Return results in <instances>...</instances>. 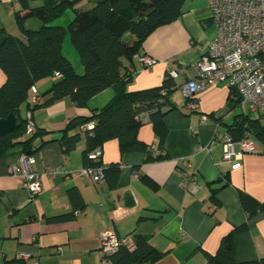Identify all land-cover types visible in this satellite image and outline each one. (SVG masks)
Returning a JSON list of instances; mask_svg holds the SVG:
<instances>
[{
	"label": "crops",
	"instance_id": "obj_1",
	"mask_svg": "<svg viewBox=\"0 0 264 264\" xmlns=\"http://www.w3.org/2000/svg\"><path fill=\"white\" fill-rule=\"evenodd\" d=\"M80 1L91 5L90 0ZM39 3L40 0L31 1L32 5ZM17 8L19 3L0 0V29L22 37L13 14ZM209 13L206 0H185L177 18L153 29L142 42L139 54L155 62L144 67L138 55L131 64L125 62L132 73L126 85L128 91L158 86L169 69L179 70L173 78L176 87L169 95L174 109L162 118L166 128L162 148L157 147L150 122H144L137 130L140 141L163 153L159 160H145L143 152L120 153L117 140L109 139L101 144L96 165L105 168V176L93 182L77 173L84 167L81 152L85 138L81 129L68 132H80V140L70 152L63 153L58 139L65 124L74 117L88 116L91 108L103 106L114 94L113 87L92 96L85 107L75 106L68 98L31 110L25 105L20 107V115L29 114L35 128L47 131L42 139L49 141L33 154V169L39 173L41 186L31 196L21 178L7 171L9 165L17 162L19 150L13 148L0 156V264H111L101 261L102 231L144 236L161 253L152 264H205L203 253H214L222 236L243 222L246 229L233 235L235 262L264 257V210L247 219L237 196L239 189L264 205L263 146L248 135L255 150L224 159L221 140L234 115L258 116L241 101L229 107L228 87L224 83L198 92L193 110L185 105L180 93L181 84L195 76L194 64L213 36ZM31 19L25 20L23 26L38 28L40 21L31 25ZM82 70L81 63L74 69L78 73ZM4 79L0 69V85ZM54 79L51 75L35 82L36 102L46 98L43 93ZM32 95L29 91L30 107L34 103ZM237 107L245 111L235 113ZM38 142L37 139L35 143ZM233 150L241 152L237 141ZM184 158L200 184L195 191L182 187L179 162ZM109 167L115 171L106 170ZM46 170L52 173L46 174ZM223 176L228 177L227 185L218 181ZM112 181L114 187L110 185ZM70 188L79 192L84 208L75 212L73 219L47 220L72 210L67 195ZM130 196L132 206L127 205ZM24 254L28 256L25 259L21 257Z\"/></svg>",
	"mask_w": 264,
	"mask_h": 264
},
{
	"label": "trees",
	"instance_id": "obj_2",
	"mask_svg": "<svg viewBox=\"0 0 264 264\" xmlns=\"http://www.w3.org/2000/svg\"><path fill=\"white\" fill-rule=\"evenodd\" d=\"M17 1L19 8L13 14L22 37L0 29V36H4L0 44V69L5 76L0 85V118L9 113L16 116L15 126L0 135V156L13 148L25 155H33L49 141L42 139L47 133L44 129L34 126L30 133L26 132L27 118L20 115L22 105L31 110L68 98L75 106L85 107L92 96L113 87L114 94L103 106L91 108L88 116L74 117L65 124L58 139L63 153L70 152L80 140V132H68L92 122L91 128L82 130L85 138V147L81 152L84 166L98 165V159L92 161L87 154L109 139L117 140L120 153L143 152L145 160L163 158L162 152L151 157L147 151L150 145L137 138V130L144 122H150L157 136V147L162 148L166 133L162 118L174 109L169 95L176 83L166 74L158 86L128 91L126 85L132 73L125 62L131 64L134 56L139 54L144 38L153 29L171 22L182 13L185 0H90L91 5L86 9L73 7L78 0H40L36 5L31 4L33 0ZM68 7L74 12L68 25L54 24L53 21ZM30 18L40 21L38 28L23 26L24 21ZM66 33L83 67L81 73L74 71L61 51ZM54 71L60 76L43 93L46 98L30 107L31 86L51 76ZM227 101L231 108L240 101L232 88H228ZM226 130L233 141L244 135L252 136L261 142L264 153V123L259 116L238 113L226 124ZM37 139L39 142L35 143ZM108 169L115 171L112 167ZM102 172L105 176V168ZM218 181H223L225 185L229 183L227 176L220 177ZM110 185L114 187L115 182H110ZM67 195L72 210L47 220L73 219L75 212L84 208L83 199L75 188L68 189ZM237 196L247 219L264 210L262 203L244 191L238 189ZM246 227V222L233 226L222 236L214 253L204 252L205 264H264V257L244 262H235L233 258V235ZM132 237L134 248L128 250L120 246L109 257L111 264H152L161 256L144 236L135 234Z\"/></svg>",
	"mask_w": 264,
	"mask_h": 264
},
{
	"label": "built area",
	"instance_id": "obj_3",
	"mask_svg": "<svg viewBox=\"0 0 264 264\" xmlns=\"http://www.w3.org/2000/svg\"><path fill=\"white\" fill-rule=\"evenodd\" d=\"M17 0H12L16 5ZM209 8V21L213 27V36L204 46L201 55L195 62V76L181 84L180 93L185 105L193 110L194 97L204 88L218 83H224L232 88L240 101L244 103L249 112L255 113L264 123V0H206ZM139 62L144 67L151 66L155 60L144 54H137ZM179 70L169 69L167 75L177 77ZM54 71L53 78L59 77ZM31 99L35 103L37 95L31 86ZM26 132L33 130L30 115L26 116ZM92 122L80 126L81 130L89 129ZM224 159L239 157L242 152H253L255 146L248 135L237 140L240 153L233 150L234 141L226 132L221 135ZM151 157L159 154L154 145L147 148ZM101 155L100 147L88 152L90 160H97ZM35 158L33 155L20 153L17 162L8 166V174L19 177L22 185L30 196L40 190L39 173L33 169ZM182 187L195 191L200 188L194 173L190 171V163L184 158L179 162ZM46 174L52 171L46 170ZM78 175L90 178L93 182L103 179L100 166L87 165L81 168ZM120 246L128 250L134 248L132 236H118L113 231L100 232L99 252L102 263L110 262L109 257ZM60 249V248H58ZM23 259L28 256L24 254Z\"/></svg>",
	"mask_w": 264,
	"mask_h": 264
},
{
	"label": "rangeland",
	"instance_id": "obj_4",
	"mask_svg": "<svg viewBox=\"0 0 264 264\" xmlns=\"http://www.w3.org/2000/svg\"><path fill=\"white\" fill-rule=\"evenodd\" d=\"M73 7L78 8V9H86L88 6L85 3H83L82 1L78 0L75 2ZM73 15H74V12H73L72 8L68 7L64 10L61 17L54 20L53 23L54 24H60L63 26H67L68 23L71 21ZM36 23H38V20L36 18H32L31 23H29V24L35 25ZM62 53L70 61L73 69L77 68L78 64H80L79 57H78L77 52L75 51L74 47L72 46V44L69 40L68 33H66L65 37L63 38ZM225 86H227V85L225 84ZM239 110L245 111V109L243 107H237L234 112L238 113ZM252 115H254V114H252ZM250 138L252 139L253 137H250Z\"/></svg>",
	"mask_w": 264,
	"mask_h": 264
},
{
	"label": "water",
	"instance_id": "obj_5",
	"mask_svg": "<svg viewBox=\"0 0 264 264\" xmlns=\"http://www.w3.org/2000/svg\"><path fill=\"white\" fill-rule=\"evenodd\" d=\"M4 40V36H0V44L2 43V41ZM16 123V116L13 113H9L7 114L5 117L0 118V135H2L3 133L10 131ZM125 194H128V192H126ZM133 198L130 196L128 197V202L127 205L128 206H132L133 205Z\"/></svg>",
	"mask_w": 264,
	"mask_h": 264
}]
</instances>
